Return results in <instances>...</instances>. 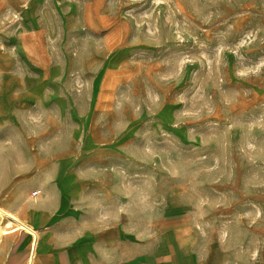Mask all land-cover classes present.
Segmentation results:
<instances>
[{
  "label": "rangeland",
  "instance_id": "374dc122",
  "mask_svg": "<svg viewBox=\"0 0 264 264\" xmlns=\"http://www.w3.org/2000/svg\"><path fill=\"white\" fill-rule=\"evenodd\" d=\"M38 181L264 264V0H0V205Z\"/></svg>",
  "mask_w": 264,
  "mask_h": 264
},
{
  "label": "crops",
  "instance_id": "0c3cea01",
  "mask_svg": "<svg viewBox=\"0 0 264 264\" xmlns=\"http://www.w3.org/2000/svg\"><path fill=\"white\" fill-rule=\"evenodd\" d=\"M57 185L49 190L38 181L30 195L25 184L16 191L19 201L4 207L37 229L34 264H199L182 205L165 210L159 228L141 231L129 211L119 202L109 206L103 193L71 194ZM32 238L25 230L1 235L0 264H26Z\"/></svg>",
  "mask_w": 264,
  "mask_h": 264
},
{
  "label": "bare ground",
  "instance_id": "6f19581e",
  "mask_svg": "<svg viewBox=\"0 0 264 264\" xmlns=\"http://www.w3.org/2000/svg\"><path fill=\"white\" fill-rule=\"evenodd\" d=\"M6 218V220H5ZM22 229L25 230L27 233L32 234V246L33 251L31 252L26 264H34V259L36 253L34 251L37 241H38V233L34 229V227L29 223V221L23 220L19 217L18 214L6 210L3 206L0 205V236L13 230Z\"/></svg>",
  "mask_w": 264,
  "mask_h": 264
}]
</instances>
